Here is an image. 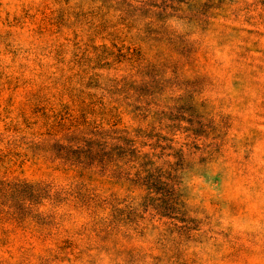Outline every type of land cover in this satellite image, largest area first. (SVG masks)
Returning a JSON list of instances; mask_svg holds the SVG:
<instances>
[{"label": "rangeland", "instance_id": "obj_1", "mask_svg": "<svg viewBox=\"0 0 264 264\" xmlns=\"http://www.w3.org/2000/svg\"><path fill=\"white\" fill-rule=\"evenodd\" d=\"M0 264H264V0H0Z\"/></svg>", "mask_w": 264, "mask_h": 264}]
</instances>
